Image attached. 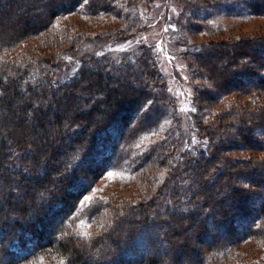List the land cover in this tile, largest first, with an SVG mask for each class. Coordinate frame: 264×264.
<instances>
[{
  "label": "trees",
  "instance_id": "16d2710c",
  "mask_svg": "<svg viewBox=\"0 0 264 264\" xmlns=\"http://www.w3.org/2000/svg\"><path fill=\"white\" fill-rule=\"evenodd\" d=\"M124 2L0 0V264L47 256L62 264H233L242 246L264 247V121H253L247 109L235 118L224 110L211 128L196 125L206 146L196 156L182 152L177 161L168 136L141 153L139 140L156 130L170 106L151 53L139 47L133 61L127 54L119 61L112 54L80 57L72 52L82 37H67L57 26L82 14L121 20ZM241 2L264 17V0ZM207 50L184 57L197 59L188 63L190 79L215 75L214 100L264 93V36ZM68 56L75 64L67 69ZM241 57L247 62L238 69L224 60ZM203 92L196 89L191 101L194 120L209 109ZM38 131L42 141L31 140ZM239 152L248 158L234 159ZM176 161L187 180L183 198L174 192L162 207L159 195L152 196L99 236L73 228L80 200L108 170L133 166L136 174ZM256 203L252 213L239 208ZM190 230L192 241H185Z\"/></svg>",
  "mask_w": 264,
  "mask_h": 264
},
{
  "label": "rangeland",
  "instance_id": "374dc122",
  "mask_svg": "<svg viewBox=\"0 0 264 264\" xmlns=\"http://www.w3.org/2000/svg\"><path fill=\"white\" fill-rule=\"evenodd\" d=\"M119 7L123 15L121 20L113 17L94 20L82 14L59 19L56 23L59 28L64 29L67 37H82L81 46L72 52L80 57L112 54L118 55L119 61L125 54L136 56L139 47L151 53L158 74L163 80L162 84L166 88L170 106L168 111L165 110V120L156 127V130L139 140L137 147L139 152L144 153L152 144L168 136L167 144L171 145L177 161L182 152L192 158L206 149L197 126L202 130L211 128L214 116H218L224 110L231 109L235 118L241 110L247 109V112L255 114L253 121L259 119L264 121V111H261L264 107V98L261 99L264 96L263 92L254 91L245 96L230 94L221 96L216 101L213 99L215 92L212 88V82L217 80L215 75L202 80L190 79L193 70L189 69L188 63H195L197 59L184 57L186 52L196 51L200 47L202 52L199 55L207 52V48L213 43L227 44L230 41L237 45L239 42L264 36V17L250 14L241 0H126L123 6L119 4ZM57 26L54 27L58 28ZM41 39V37L38 41L34 39L30 45L32 47L38 45ZM134 57L131 61L136 59ZM239 59L241 60L234 59L233 63L229 58L224 60L230 65L229 68L238 69L245 65L244 61L247 58ZM74 61L71 56L66 57L64 68H70ZM224 65L225 63L222 67ZM222 67L217 69L222 72L224 70ZM196 89L198 94L202 91L207 92L205 98L209 101V109L201 120H194L191 115L193 113L191 101ZM242 104L246 107H242ZM18 109L15 107V110ZM51 128L53 129L52 125L50 124V128L48 125V130ZM259 134L257 132V135ZM30 139L42 141L41 131ZM260 157L263 158L262 154ZM233 158L246 160L248 154L235 153ZM177 161L170 168L156 169L154 166L146 172L136 174L132 172L133 166L108 170L93 183L80 200L72 217L73 228L79 230L82 236H99L107 227L120 220L119 214L129 211L130 207L136 208L137 204L152 196L159 195L162 207L170 206L166 201L170 196H174V192L181 193L183 198L187 191V180L184 179L182 166L177 164ZM256 207L257 203L242 205L239 208L252 213ZM116 226L118 229V224ZM192 233L191 230L186 231L182 238L185 241H192ZM205 244L208 245L207 242L202 245ZM234 254L238 257L233 264H264L262 245H244ZM46 258L48 259V256ZM46 258H38L25 264H62L58 258L52 257L48 260Z\"/></svg>",
  "mask_w": 264,
  "mask_h": 264
}]
</instances>
